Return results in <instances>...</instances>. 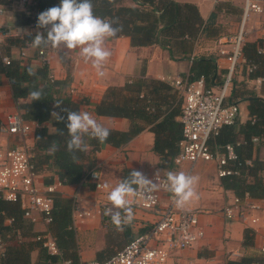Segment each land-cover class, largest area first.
Returning <instances> with one entry per match:
<instances>
[{"label": "trees", "instance_id": "obj_1", "mask_svg": "<svg viewBox=\"0 0 264 264\" xmlns=\"http://www.w3.org/2000/svg\"><path fill=\"white\" fill-rule=\"evenodd\" d=\"M11 1L0 0V6H8ZM59 2L60 0H31L26 10L14 12V17L19 26H37L38 14L59 5ZM92 3L94 15L117 20L122 25V30L112 38L128 37L132 47L157 45L167 49L172 57L176 47L184 48V53H188L192 42L205 26L196 6L180 4L175 0H92ZM213 16L215 15L212 14L211 17ZM42 33L46 35V31ZM33 37L34 35L26 34L23 37L7 38L5 51L8 55L4 53L1 56L8 57L9 62L3 63L0 56V72L8 79L16 103L21 99H28V102L18 104V107L24 118L36 124L32 162L38 175L44 167L53 168L62 185H76L87 176L95 154L103 145L122 147L145 129L154 135L153 152L160 158V167H173V159L179 151L178 143L181 139L179 117L182 99L169 83L146 78L143 73L122 86L108 87L94 109L97 116L128 120V129H109L110 135L103 143L85 136V150L77 151L76 158L73 159V154L66 150L67 114L62 109L79 111L80 104L69 96L59 94L63 83L51 78L48 64L42 62L39 67L33 68L29 64L24 65L21 59L12 58L8 53L12 46L23 47L26 43H31ZM242 57L248 67L255 66L249 72V77L264 75L257 72L259 65L264 64V55L258 52L256 44L244 42ZM29 68L34 75H28ZM200 77L208 84L219 80L214 59L194 60L186 78L194 80ZM36 89H43L44 94L40 100L32 101L28 93ZM246 100L249 119L245 123L222 128L214 138L217 145L232 144L236 154V159L229 163L234 173L220 178V185L236 197L263 199L264 160L253 156V145L256 140L264 139V98L250 92ZM53 113L65 117V120L58 121ZM52 144L56 145L55 152L49 151ZM50 183L52 182H46V185ZM90 187L93 188L92 185ZM73 204V199H64L56 192L52 194L48 231L58 249V254L53 255L37 240L40 235L34 233L32 222L24 218L19 204L7 201L0 195V264H32L31 252L35 249L39 251L35 264H59L61 260L78 264L71 216ZM123 231L124 239L128 242L129 230L124 226ZM244 238L248 244L247 240L251 238L249 230L244 232ZM102 253H106V250L99 253L100 262L114 254L102 256ZM225 264H264V258L242 257L234 261L228 260Z\"/></svg>", "mask_w": 264, "mask_h": 264}, {"label": "crops", "instance_id": "obj_2", "mask_svg": "<svg viewBox=\"0 0 264 264\" xmlns=\"http://www.w3.org/2000/svg\"><path fill=\"white\" fill-rule=\"evenodd\" d=\"M31 0H12L8 6L3 7V14L0 15V30L10 29L11 35L0 37V56L6 54V40L10 37H23L26 34L36 35L39 31L46 29L37 26H19L14 17V12L26 10ZM180 4H192L196 6L205 26L197 39L192 42L189 52L184 53L181 48H174L173 57L167 49L157 45L146 47H132L128 37L106 38L104 47L111 52L110 57L103 64V76L97 74L91 62H85L79 55V49L57 50L46 48L48 51V68L52 79L63 83L59 88L61 96H69L74 102L80 104L79 112H88L92 117L108 129L124 131L128 129L129 122L123 118L97 116L95 106L101 100L108 87L122 86L129 80L139 77L158 79L169 82L180 78H186L194 60L199 58H212L215 60L219 73V79L226 71L228 62L217 52L216 39L221 36H233L236 34L241 14L242 0H175ZM215 15L211 17V15ZM245 43H254L257 50L264 55V35L260 31L259 16L252 15L246 24ZM12 58L21 59L24 65H31L37 68L41 65V58L37 49L26 43L23 47L12 46L9 51ZM193 55L194 60L190 63L187 55ZM143 67V68H142ZM257 72L264 73V64L259 65ZM143 70V71H142ZM142 71V72H141ZM248 66L245 58L237 68L234 76L232 100L238 103L240 116L237 123H245L249 119L248 100L249 93L264 98V75L249 77ZM258 79H263L260 83ZM180 94V93H179ZM181 96V95H180ZM244 98V99H243ZM28 102V99H21L19 103L13 100L11 88L6 76L0 72V123L6 115L19 109L18 104ZM236 123V124H237ZM32 128L29 136V143L34 146V130ZM17 143V138L12 135L0 134V146H12ZM154 135L145 129L136 137L122 147L115 148L110 145H103L95 154L93 165L90 170H98L101 174L103 190L98 191L91 188L83 180L76 185L56 186L55 192L64 199L78 197L80 207L92 209L93 216L78 219L72 210V223L75 232V244L79 256L78 264H85L89 261H99L102 256H108L121 249L127 240L124 239V231L119 230L111 221V215L116 211H123L114 208L107 200V192L110 187L115 186L120 180L127 178L130 171L137 170L150 179L152 176L160 175L165 179L168 172H181L188 167L187 163L174 166L171 169L160 167V158L153 152ZM34 151V150H33ZM34 155V153H33ZM253 156L264 160V148L258 143L253 145ZM213 172L208 176L195 175L197 182L193 185L196 195L181 207L184 209H202L205 213L199 217L201 227L205 236L191 247L176 251L169 259V264H225L228 260H238L242 257L264 258L259 253L258 233L252 234V229L238 221H226L219 213L224 204L234 194L224 190L220 185V179L214 173V164H207ZM201 172V171H200ZM38 186L44 189L46 182L56 183L57 175L55 169L43 168L38 176ZM109 188H105V185ZM109 208V209H108ZM134 217L127 227L129 238L135 234L145 231L143 221L152 220L149 213L145 211H134ZM35 221L32 222L34 233L47 235L46 226L39 215L34 214ZM123 226V229H124ZM262 225L255 226L257 232L262 230ZM249 230L251 238L245 243L244 232ZM104 254V255H103ZM39 251L31 252V262L35 264L38 260ZM72 264V263H71Z\"/></svg>", "mask_w": 264, "mask_h": 264}, {"label": "built area", "instance_id": "obj_3", "mask_svg": "<svg viewBox=\"0 0 264 264\" xmlns=\"http://www.w3.org/2000/svg\"><path fill=\"white\" fill-rule=\"evenodd\" d=\"M25 0H22L24 3ZM3 7L0 6V15ZM252 15L259 16L260 31L264 35V0H242V14L236 34L221 36L216 39L217 52L227 59L228 65L221 78L212 84L203 78L187 80L178 77L169 81L173 89L180 93L181 113L179 121L182 126L179 151L173 159L174 165L184 163L193 166L195 163L213 162L216 165L217 177L223 178L234 173L229 163L236 159L232 144L217 145L214 138L222 128L234 126L240 116L237 102L232 100L231 91L237 68L242 63V47L245 42L246 24ZM10 29L0 30V37L11 35ZM37 53L43 63H48L46 48L38 49ZM3 63H8L6 56H1ZM191 63L194 56L188 58ZM255 69L248 67V72ZM261 83L263 79H258ZM36 124L24 118L20 111L8 114L0 123V134L12 135L17 143L12 146H0V195L7 201L19 204L26 219L35 221L34 214L39 215L48 226L51 222L52 194L56 183L38 186V173L32 162L33 146L29 136ZM264 148V139L256 140ZM249 163V162H247ZM157 182L158 188L146 195L138 190L133 199L132 210L149 213L152 220L143 221L145 231L135 234L121 249L104 261H89L85 264H169V259L176 251L191 247L205 236L199 217L205 213L202 209H184L177 205L176 198L163 185L166 179L155 175L150 178ZM83 182L93 186L94 190L102 191L104 186L98 170H90ZM78 197L74 196V213L78 219L93 216L92 209L80 207ZM109 209V208H108ZM219 213L226 221H238L258 233L259 253L264 254V198L252 199L233 196L221 208ZM262 225L257 232L255 226ZM50 254H58L54 239L47 235L38 236ZM59 264H71L61 260Z\"/></svg>", "mask_w": 264, "mask_h": 264}, {"label": "clouds", "instance_id": "obj_4", "mask_svg": "<svg viewBox=\"0 0 264 264\" xmlns=\"http://www.w3.org/2000/svg\"><path fill=\"white\" fill-rule=\"evenodd\" d=\"M37 28L46 29V35L37 32L31 39V47L52 48L58 51L79 49L80 57L87 63L91 62L92 67L97 70L99 76H103V64L110 57L111 52L104 47L106 38L115 37L122 30V25L117 20H107L94 15L92 0H60L59 5L41 11L37 18ZM28 75H34L31 68ZM43 89L32 90L28 95L33 100H40L43 96ZM59 106V103H57ZM66 112L65 127L68 135L66 150L73 154L77 151H84L86 144L84 137L96 139L98 142H105L110 135L107 127L98 123L90 113L62 109ZM58 121H64L65 117L53 113ZM63 134V132H61ZM56 145L52 144L49 151L55 152ZM198 177L191 176L185 172H168L164 187L176 198L178 206L190 201L196 193L193 185ZM109 188V185H105ZM157 182L148 179L137 170H132L127 178L120 180L115 186L110 187L107 192L108 202L116 209L111 215L112 223L119 229L130 224L134 213L132 210L133 199L137 196L138 190L146 195L157 190Z\"/></svg>", "mask_w": 264, "mask_h": 264}, {"label": "rangeland", "instance_id": "obj_5", "mask_svg": "<svg viewBox=\"0 0 264 264\" xmlns=\"http://www.w3.org/2000/svg\"><path fill=\"white\" fill-rule=\"evenodd\" d=\"M209 163H213V162H202V161H199V162L195 163L192 166L191 169L189 167L187 169H185L184 172L186 174H188V175H191V176H195V175H202V176H205L206 175V176H208V174H210V173L213 172V169H211V168H209V166H207V164H209ZM174 166H177V165H174ZM214 169H215L214 170V173L216 175V165L215 164H214ZM216 177H217V175H216Z\"/></svg>", "mask_w": 264, "mask_h": 264}]
</instances>
